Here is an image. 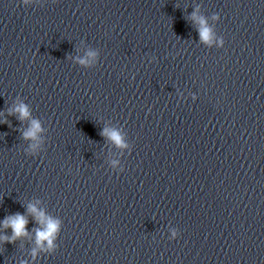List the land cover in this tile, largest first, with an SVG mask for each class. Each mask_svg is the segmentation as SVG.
<instances>
[{
    "label": "water",
    "instance_id": "1",
    "mask_svg": "<svg viewBox=\"0 0 264 264\" xmlns=\"http://www.w3.org/2000/svg\"><path fill=\"white\" fill-rule=\"evenodd\" d=\"M30 204L62 223L53 251ZM17 213L0 264H264V0H0V222Z\"/></svg>",
    "mask_w": 264,
    "mask_h": 264
},
{
    "label": "clouds",
    "instance_id": "2",
    "mask_svg": "<svg viewBox=\"0 0 264 264\" xmlns=\"http://www.w3.org/2000/svg\"><path fill=\"white\" fill-rule=\"evenodd\" d=\"M34 3V0H23L25 7ZM192 19L200 26L199 33L202 42L211 45L215 42L216 37L213 29L208 25V21L197 14H193ZM214 20H218V16L213 17ZM220 46L224 45L223 39L219 41ZM97 61V53L89 51L87 56L83 59L78 60V63L85 67H93ZM14 111L19 114L21 120L30 121V127L24 132V139L33 141L31 148L32 152L35 153L40 147L42 140L41 134L43 128L39 120L32 118L31 111L29 107L24 103H18ZM105 137L109 138L117 147L119 148H129L130 146L126 143V138L124 135L115 129H105L102 133ZM113 166H117V162L113 161ZM28 213L31 215L38 224L40 228L36 230V245L37 248L44 251H53L56 247V241L62 231V223L59 219H55L46 214V212L38 209L35 205H28ZM28 224L29 219L26 215L15 214L6 217L3 222H0V227L3 229L12 230V237L2 236L0 237V243H12L15 239L28 236ZM172 235L170 239L176 240L180 236V232L177 229H172ZM37 255L36 251L33 252V256Z\"/></svg>",
    "mask_w": 264,
    "mask_h": 264
}]
</instances>
